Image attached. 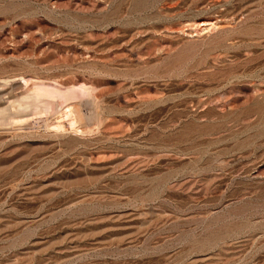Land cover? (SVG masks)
I'll return each instance as SVG.
<instances>
[{"label":"rangeland","instance_id":"374dc122","mask_svg":"<svg viewBox=\"0 0 264 264\" xmlns=\"http://www.w3.org/2000/svg\"><path fill=\"white\" fill-rule=\"evenodd\" d=\"M0 264H264V0H0Z\"/></svg>","mask_w":264,"mask_h":264},{"label":"bare ground","instance_id":"6f19581e","mask_svg":"<svg viewBox=\"0 0 264 264\" xmlns=\"http://www.w3.org/2000/svg\"><path fill=\"white\" fill-rule=\"evenodd\" d=\"M23 82H25L23 79H22ZM42 83L40 84H36L34 85V88L33 90L30 92V97L32 99V103L33 105H35V103H40L42 104V106H40V108L36 109V113L38 111L41 112V114H46L49 110H50V105L51 104V101H58V102H62L64 104L70 102V101H73V99H76V98H79V96H90V88L88 87H79L80 89H78V93L75 92V90L73 89H69L68 90H65V89H61V86H57L56 85H51L50 87H47L45 85H41ZM54 84V83H52ZM67 89V88H66ZM88 96V97H89ZM44 100L45 101H50V103H44ZM30 103V104H32ZM37 105H35L36 107ZM34 107V109H35ZM68 109L66 110H63L60 114L57 115L56 117V126L58 128H61V129H65V128H69L71 126V119L74 117V109H73V105H69L67 106ZM40 112H38L37 114H40ZM59 113V112H58Z\"/></svg>","mask_w":264,"mask_h":264}]
</instances>
